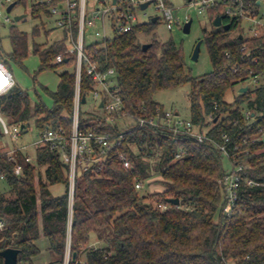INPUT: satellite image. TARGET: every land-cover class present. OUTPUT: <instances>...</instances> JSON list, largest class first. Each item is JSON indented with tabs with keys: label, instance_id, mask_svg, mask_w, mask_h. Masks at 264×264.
Segmentation results:
<instances>
[{
	"label": "trees",
	"instance_id": "obj_1",
	"mask_svg": "<svg viewBox=\"0 0 264 264\" xmlns=\"http://www.w3.org/2000/svg\"><path fill=\"white\" fill-rule=\"evenodd\" d=\"M165 1L170 5L169 0ZM56 5V1L32 5V16L41 22L34 27V38L49 37L53 29L45 20L52 18L50 8ZM208 13L212 29L205 30L203 42L213 71L201 77L192 76L182 49L173 40L162 43L154 37L146 43L151 47L143 51L139 35L152 34L158 22L138 23L129 33H114L105 40L85 44L84 52L102 70H116L126 117L163 118L164 108L154 101V95L190 86L192 123L200 129L209 128L208 137L215 143H221V135L228 134L232 138L230 162L244 166L232 215L224 213L220 181L227 168L213 142L179 138L161 125H132L120 131L124 116L111 126L104 116L82 110L88 104H82V99L88 100L95 85L83 67L80 130L124 136L115 139V147L107 156L102 158L99 154L88 169L78 166L72 211L70 168L56 152L48 147L38 149L34 164L20 159L16 165L4 156L0 158L9 189L0 192V216L7 224L1 234L0 252L16 249L18 264H34L41 254L38 242L45 239L48 251L55 256L49 264H65L69 243L70 264H264V142H252L260 135L258 127L264 128V120L257 118L248 124L243 115L245 108L264 113V93L238 92L233 102L226 101L228 93L234 92L240 81H246L250 70L264 71V38L242 36V26L223 16L222 6ZM219 16L223 17V25L217 28L213 23ZM3 25L0 21V29ZM77 34L78 23H74L75 40ZM10 40L12 52L8 58L21 65L28 55L29 37L12 27ZM66 40L65 36L50 46L45 42L34 44L33 52L40 57L38 73L61 66L71 68L60 74L57 90L50 93L52 109L43 104L32 105L28 94L16 86L0 98V110L12 123L28 125L33 119L38 131L52 127L71 132L77 53H66L61 62H56L58 55L68 50ZM243 47L250 55L242 51ZM255 57L259 63H254ZM0 58H4L1 50ZM235 145L239 146L236 151ZM181 149L187 153L176 160ZM234 153L238 155L236 159ZM121 155L128 156L134 170L124 168ZM152 157L158 158L156 168L151 167ZM153 173H158L162 190L144 194L136 189L138 182L148 184ZM245 179L258 185L248 186ZM56 185L64 186L62 196L52 195L51 187ZM168 199H179V206L169 204ZM159 205L169 208L163 211ZM92 236L105 246L88 249ZM0 264H4L1 256Z\"/></svg>",
	"mask_w": 264,
	"mask_h": 264
},
{
	"label": "built area",
	"instance_id": "obj_2",
	"mask_svg": "<svg viewBox=\"0 0 264 264\" xmlns=\"http://www.w3.org/2000/svg\"><path fill=\"white\" fill-rule=\"evenodd\" d=\"M20 0H0V21L2 24H11L10 13L7 9L10 5L19 2ZM56 1L57 5L50 8L52 14V20L56 29L62 32L63 36L67 37L66 43L69 46L68 50L63 54L58 55L56 62H61L64 58V54L69 52L77 53V67H76V95L74 102V114L72 121V130L69 134L63 128L55 129L47 127L44 131H38L35 141L30 145L32 152H25L26 148L17 147L10 148L7 152V159L14 164H20V159H23L26 163H35V153L41 148H50V150L56 152L61 160L69 166V198L71 204L74 200V189L76 181V172L78 166L82 165L88 169L91 164L98 159L100 154L102 158L115 147V139L121 140L123 134L116 137L109 132H83L79 128V114L81 107V78L82 69L85 68L88 75L92 77L95 82L93 89L89 95L86 103H93L97 108L104 113L107 124L111 126L117 125L118 120L122 121L123 116L125 119H131L132 123L127 126H163L171 130L176 137H190L195 139L198 143H204L209 140L216 146L218 152L224 157V161H227L229 167L223 175L220 181V187L223 193L224 213L231 216L235 210L236 203L239 197V191L243 183L241 173L244 170L243 165H232L230 162L232 138L228 134H222L221 143H215L210 139L209 128L204 127L202 129L196 127L190 118H182L178 113L164 110L163 118L155 117L152 119H135L133 117H126L123 113V101L121 95V88L118 84V74L114 68L102 70L98 62L90 55L85 54V33L87 28L93 30L95 38L97 40H105L111 36L108 35L107 26L114 33L125 34L131 32L138 24L137 17L135 15V9L140 8L145 3L154 4L156 10L160 13L158 16V22L164 21L168 29H172L176 23L172 9L167 5L165 0H98L99 6L88 9L87 0H38L36 3H52ZM194 5L199 6V13H203L210 9L222 6L224 14L223 16L229 18L232 21H236L242 26L243 34L245 38L256 39L264 38V0H256L255 3L248 0H192ZM149 8V7H148ZM147 8V9H148ZM146 9V10H147ZM145 10V11H146ZM142 11V10H141ZM142 11V12H145ZM74 23H78V34L76 40L73 36ZM179 25V22H177ZM244 27V28H243ZM63 37V38H64ZM242 51L250 55V52L246 47L242 48ZM264 52V47L261 48ZM230 55L228 54V57ZM254 63H259V58L253 59ZM234 72L237 73L238 69L235 68ZM14 76L10 70V67L5 59L0 58V98L10 94L16 87ZM252 86V87H251ZM239 93L241 89L247 88V91L261 90L264 93V71L250 70L245 82L239 83ZM243 115L248 124L253 123L257 118L264 120V113H258L255 109L245 108ZM121 118V119H119ZM212 118V117H211ZM12 126L13 130H10ZM28 125L20 123H12L10 117L3 114L0 110V140L4 138L20 139L24 133L29 132ZM120 130V128H119ZM260 135L254 141L264 142V128L258 127ZM121 131V130H120ZM246 142V140H245ZM239 149L238 145H235L233 150ZM186 151L181 149L175 156L176 160L186 155ZM245 154H249L246 151ZM238 155L233 154V158L236 159ZM123 166L126 170L132 171L134 167L130 162L128 156L121 155ZM19 172L21 168L19 167ZM6 174L0 168V182L6 184ZM244 182L251 187L258 185L250 179H245ZM142 183L136 184V189L141 188ZM0 192L1 188H0ZM159 209L166 211L168 205H159ZM72 214V213H71ZM7 230V224L5 220L0 216V235ZM2 238H0V242ZM70 243L65 256V264H70Z\"/></svg>",
	"mask_w": 264,
	"mask_h": 264
},
{
	"label": "rangeland",
	"instance_id": "obj_3",
	"mask_svg": "<svg viewBox=\"0 0 264 264\" xmlns=\"http://www.w3.org/2000/svg\"><path fill=\"white\" fill-rule=\"evenodd\" d=\"M38 0H25L19 1V3L14 7L13 11L10 13V18L12 20L11 24H4L0 29V50L2 55L10 67V70L14 76L16 86L20 87L23 91L28 94V97L32 105H45L46 108L52 109L53 101L51 99L50 93L55 92L60 82V74L64 71L71 70L70 67L61 66L57 70L47 69L41 73H38L40 68V57L34 54V44L46 43V46H50L54 42L62 40V34L59 31H52L48 38L40 36L37 38L33 37V30L36 25H40V20L34 18L31 14V7ZM88 9L92 7H98V0H87ZM168 5L173 12L176 23L173 28L168 29L166 23L161 20L158 22L155 31L150 35H139L140 42L142 44L149 43L154 37L159 42H167L173 40L176 45L182 49L185 55V64L193 77H201L213 71V66L210 60V55L206 44L203 42L200 50L199 59L194 61L192 59V54L197 43L204 39L205 30L211 31L212 21L210 20L208 11L199 13V6L194 5L192 0H169ZM135 15L137 17V23H149L152 21L153 17H160V13L156 10V6L151 4L149 8L142 12L140 8L135 9ZM264 11V7H262ZM24 15L25 18L16 22L15 17ZM192 20L191 30L188 34L184 33L183 28L186 21ZM49 28L52 29V24L48 20H45ZM179 22V25L177 24ZM2 23V22H1ZM12 27H16L20 31L27 34L29 37V49L27 57L22 61V64H16L8 58V55L12 52L10 33ZM48 28V29H49ZM244 28V27H243ZM239 32H235L238 34ZM112 36V33H110ZM97 38H95L93 30L87 28L85 33L84 42L86 45H91L95 43ZM252 87V86H251ZM239 85L235 87L234 92L228 93L226 101L233 102L234 98L238 96ZM190 86L186 85L178 89L162 91L154 95V101L163 106L164 110L172 111L178 113L182 118L188 119L190 117V102H189ZM81 110V109H80ZM82 110L91 112L97 115H104L102 111L97 109L93 103H88L82 107ZM122 123L121 128H127V125L132 123L131 119H125ZM29 132L24 133L23 136L18 139L4 138L0 140V158L3 156L7 158V152L11 150L10 148L24 147L25 152H32L30 145L35 141L37 128L35 120H30L28 122ZM10 130L13 128L10 126ZM151 162V167L156 168L158 158L152 157L149 159ZM228 160L225 161L226 168L229 167L227 164ZM149 183H143L139 191L144 194H150L162 190V186L158 183V173H153ZM37 181V178H36ZM0 188L2 192H8V185L4 182H0ZM65 188L63 185H56L51 187V193L55 197L62 196L64 194ZM158 207V206H157ZM1 238V235H0ZM104 243H97V237L92 236L91 242L88 244V249L93 247H104ZM39 247L41 254L36 258V264H48L55 259V256L48 251L47 240L42 239L39 242Z\"/></svg>",
	"mask_w": 264,
	"mask_h": 264
},
{
	"label": "water",
	"instance_id": "obj_4",
	"mask_svg": "<svg viewBox=\"0 0 264 264\" xmlns=\"http://www.w3.org/2000/svg\"><path fill=\"white\" fill-rule=\"evenodd\" d=\"M115 1V0H114ZM150 3H145L141 6L142 10H145L149 7ZM15 4H12L8 7L7 12L10 13L12 11V9L14 8ZM24 15L22 16H17L15 17V21L16 22H20L22 19H24ZM158 20L157 17L152 19L153 23H156ZM191 25H192V20H188L186 22V24L184 25L183 31L184 33L188 34L191 30ZM213 25L215 27H221L223 25V17L219 16L215 19ZM226 30L230 29L229 25L225 26ZM203 44V40L199 41L194 49V52L192 54V59L194 61H197L199 59V55H200V50H201V46ZM151 47V44H144L143 45V51L146 52L149 48ZM241 93H246L247 92V88H243L240 90ZM82 104H86V98L82 99ZM167 202L169 204H173L175 206H179L180 201L179 199H168ZM18 255H19V251L16 249H6L4 251L0 252V256L4 259V264H18ZM76 259V254L73 255V262H75Z\"/></svg>",
	"mask_w": 264,
	"mask_h": 264
},
{
	"label": "crops",
	"instance_id": "obj_5",
	"mask_svg": "<svg viewBox=\"0 0 264 264\" xmlns=\"http://www.w3.org/2000/svg\"><path fill=\"white\" fill-rule=\"evenodd\" d=\"M113 2H115V1L113 0ZM15 6H16V5H15ZM15 6H14V7H15ZM13 9H14V8H13ZM13 9H12V11H13ZM141 10H142V9H141ZM145 10H146V9H145ZM145 10H142V11H145ZM12 11H11V12H12ZM24 18H25V17H24ZM153 18H155V17H153ZM153 18H152V19H153ZM157 18H158V17H157ZM22 20H23V19H22ZM22 20H21V21H22ZM48 21L50 22L49 24H52V21H53V20H52V18H51V19L48 20ZM157 22H158V20H157ZM157 22H156V23H157ZM186 22H187V21H186ZM51 28L53 29V31H54V30H55V31H59L58 29L55 28V26H54L53 24H52V27H51ZM59 32H60V34H62L61 31H59ZM107 32H108V35L111 36V35H110V32H111V31L109 30L108 26H107ZM63 37H64V36H63V34H62V40L64 39ZM98 41H102V40H96V42H98ZM66 47H69V46L67 45V43H66ZM38 246H39V242H38ZM47 247H48V242H47ZM34 264H36V259L34 260ZM48 264H49V263H48Z\"/></svg>",
	"mask_w": 264,
	"mask_h": 264
}]
</instances>
